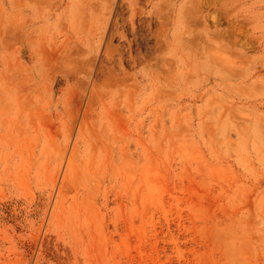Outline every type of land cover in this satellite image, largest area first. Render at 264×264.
Masks as SVG:
<instances>
[{"label": "rangeland", "instance_id": "obj_1", "mask_svg": "<svg viewBox=\"0 0 264 264\" xmlns=\"http://www.w3.org/2000/svg\"><path fill=\"white\" fill-rule=\"evenodd\" d=\"M0 264H264V0H0Z\"/></svg>", "mask_w": 264, "mask_h": 264}]
</instances>
